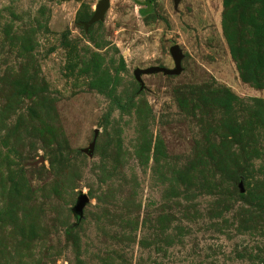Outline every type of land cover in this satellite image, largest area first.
Segmentation results:
<instances>
[{"label": "rangeland", "instance_id": "1", "mask_svg": "<svg viewBox=\"0 0 264 264\" xmlns=\"http://www.w3.org/2000/svg\"><path fill=\"white\" fill-rule=\"evenodd\" d=\"M99 1L0 0V264H264V0Z\"/></svg>", "mask_w": 264, "mask_h": 264}, {"label": "water", "instance_id": "2", "mask_svg": "<svg viewBox=\"0 0 264 264\" xmlns=\"http://www.w3.org/2000/svg\"><path fill=\"white\" fill-rule=\"evenodd\" d=\"M175 1L178 3V1L180 0H175ZM109 8H110V0H100L96 7V11L94 13L93 18L88 23L85 24L86 27H89L90 25L94 24L100 19H104L106 12ZM171 54L175 61V68H168L165 66H153V67L146 68V69L137 68L135 70V75L137 79L142 82L143 74H152V73H159V72H163L164 74H167V75L180 74L183 71L182 60L184 58V54L182 52L181 47L178 44L173 45L171 47ZM98 134H99V130L97 129L93 142L90 144L89 147L84 149L86 153L90 155L94 154ZM88 201H89V198L86 194L81 195L77 205L75 206V211L78 215L80 216L83 215L84 208L87 205Z\"/></svg>", "mask_w": 264, "mask_h": 264}]
</instances>
